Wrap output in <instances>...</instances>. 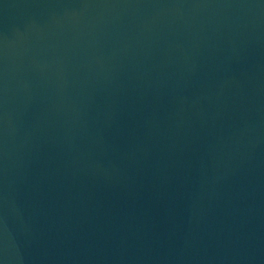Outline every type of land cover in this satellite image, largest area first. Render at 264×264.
Segmentation results:
<instances>
[{"label":"water","instance_id":"1","mask_svg":"<svg viewBox=\"0 0 264 264\" xmlns=\"http://www.w3.org/2000/svg\"><path fill=\"white\" fill-rule=\"evenodd\" d=\"M0 264H264V0H0Z\"/></svg>","mask_w":264,"mask_h":264}]
</instances>
